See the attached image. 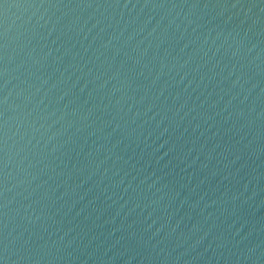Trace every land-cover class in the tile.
Listing matches in <instances>:
<instances>
[{"label": "water", "instance_id": "1", "mask_svg": "<svg viewBox=\"0 0 264 264\" xmlns=\"http://www.w3.org/2000/svg\"><path fill=\"white\" fill-rule=\"evenodd\" d=\"M0 101L4 264H264V0H0Z\"/></svg>", "mask_w": 264, "mask_h": 264}, {"label": "snow or ice", "instance_id": "2", "mask_svg": "<svg viewBox=\"0 0 264 264\" xmlns=\"http://www.w3.org/2000/svg\"><path fill=\"white\" fill-rule=\"evenodd\" d=\"M0 103H3V101H0ZM5 126H6V121L4 122V124L0 125V130L4 129ZM0 136H6V132L0 131ZM4 142L6 143V141H4ZM6 166H7V164H6V162H4L3 167H6ZM0 171H2V168H0ZM5 179H6V177H5ZM4 250L6 251V246H5ZM4 261H5V258L3 257L2 254H0V264H4Z\"/></svg>", "mask_w": 264, "mask_h": 264}]
</instances>
